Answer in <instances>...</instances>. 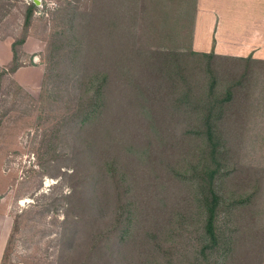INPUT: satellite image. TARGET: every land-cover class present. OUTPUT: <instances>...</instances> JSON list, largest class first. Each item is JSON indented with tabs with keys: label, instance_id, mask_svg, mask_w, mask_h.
Masks as SVG:
<instances>
[{
	"label": "rangeland",
	"instance_id": "obj_1",
	"mask_svg": "<svg viewBox=\"0 0 264 264\" xmlns=\"http://www.w3.org/2000/svg\"><path fill=\"white\" fill-rule=\"evenodd\" d=\"M33 2L18 70L37 67L41 75L25 84L8 75L0 90V223L11 227L2 264H134L114 234L107 246L94 234L115 224L121 196L132 202L136 239L162 235L189 209L179 176L198 157L201 123L179 98L200 86L202 69L239 83L219 104L216 128L225 137L226 172L246 188L259 181L257 205L264 208V0H6L0 42L24 35ZM90 16L134 34L128 45L116 40L128 68L108 78L99 115L81 128L75 116L91 45L87 31L63 29L69 22L82 29ZM73 51L83 57L69 58ZM107 162L118 174H107ZM260 224L264 236V215ZM250 248L231 263L264 264V250L256 261ZM194 252L185 249L182 263Z\"/></svg>",
	"mask_w": 264,
	"mask_h": 264
},
{
	"label": "trees",
	"instance_id": "obj_2",
	"mask_svg": "<svg viewBox=\"0 0 264 264\" xmlns=\"http://www.w3.org/2000/svg\"><path fill=\"white\" fill-rule=\"evenodd\" d=\"M5 1L0 0V5ZM135 2L136 0L134 4ZM129 3H132L131 0ZM35 6L36 4H33L27 8L24 35L13 43L12 65L4 69L0 68V90L4 78L15 74L20 67V47L26 41ZM119 6L124 11V5L119 4ZM96 22L97 18L90 16L89 21L82 24V29L81 25L79 29H69L70 22L65 24V26L68 24V29H63V33L70 30L77 34H80L81 30L87 31L85 35L91 45V50L83 59L84 68L81 78L85 88L75 116L81 128L99 115L103 107L101 93L108 78L128 68V65L124 64L123 52L116 49V40L123 37L125 45L133 42L134 32L125 30L126 26L124 27L123 24L125 29L117 22L108 19L101 20L98 24ZM75 37L72 36V39ZM67 54L69 58L74 59L83 57L80 52L73 51ZM57 55L60 56L61 52ZM200 75V86L185 91L179 98L181 103H191L201 123L200 128L194 132L200 142L198 157L194 163L183 169L182 176L178 175L187 192L184 193L190 203L189 209L184 213L175 214L165 224L162 235L143 232L142 236L136 239L132 232L135 225L132 202L121 196L117 201L118 216L115 224L111 227L107 225L105 229L98 226L94 234L95 239L103 242L104 246L108 245L107 240L114 234L112 236L118 238L116 244L122 248L121 253L123 252L134 264H183L180 257L188 248L195 250V256L194 260H190L187 264H230L232 259H237V252H241L242 249L247 250L246 248L251 247L250 251L256 261L264 250V236L260 229L264 208L259 209L257 205V188H260V182L253 184L248 182L246 188L238 183L239 180L236 182L231 178V171L226 172L222 158L225 137L216 128V122L221 117L219 104L232 99L233 89L239 83H223L207 69H202ZM104 167L107 174L111 176L118 174L112 163L107 162ZM88 174L87 171L82 172V180L87 179ZM97 174L100 175L97 172L94 176ZM122 178L125 181L124 175ZM232 182L236 183L230 187ZM177 241L180 248L171 244H176ZM247 241L251 246L245 245ZM8 255L7 248L4 260Z\"/></svg>",
	"mask_w": 264,
	"mask_h": 264
},
{
	"label": "crops",
	"instance_id": "obj_3",
	"mask_svg": "<svg viewBox=\"0 0 264 264\" xmlns=\"http://www.w3.org/2000/svg\"><path fill=\"white\" fill-rule=\"evenodd\" d=\"M13 60V40H8L5 42H0V67L7 66ZM21 68L15 73V78L21 84L30 81L27 77L30 75L36 76L33 81L38 80L39 75H41V69L35 67L34 70ZM26 71V72H25ZM7 220V219H5ZM11 227L7 221L0 223V264L3 263L5 257L6 249L9 243Z\"/></svg>",
	"mask_w": 264,
	"mask_h": 264
},
{
	"label": "bare ground",
	"instance_id": "obj_4",
	"mask_svg": "<svg viewBox=\"0 0 264 264\" xmlns=\"http://www.w3.org/2000/svg\"><path fill=\"white\" fill-rule=\"evenodd\" d=\"M25 203V201L24 202H21V204H24Z\"/></svg>",
	"mask_w": 264,
	"mask_h": 264
},
{
	"label": "built area",
	"instance_id": "obj_5",
	"mask_svg": "<svg viewBox=\"0 0 264 264\" xmlns=\"http://www.w3.org/2000/svg\"><path fill=\"white\" fill-rule=\"evenodd\" d=\"M33 4H36V5H37V3H36V2H33Z\"/></svg>",
	"mask_w": 264,
	"mask_h": 264
}]
</instances>
